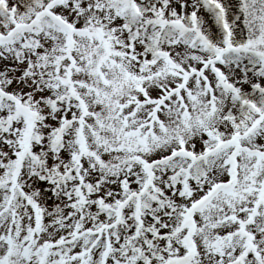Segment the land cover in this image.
I'll use <instances>...</instances> for the list:
<instances>
[{"label": "snow or ice", "instance_id": "obj_1", "mask_svg": "<svg viewBox=\"0 0 264 264\" xmlns=\"http://www.w3.org/2000/svg\"><path fill=\"white\" fill-rule=\"evenodd\" d=\"M0 264H264V0H0Z\"/></svg>", "mask_w": 264, "mask_h": 264}]
</instances>
